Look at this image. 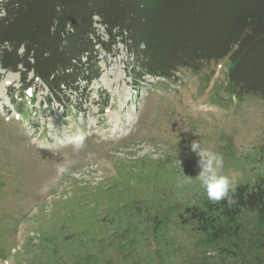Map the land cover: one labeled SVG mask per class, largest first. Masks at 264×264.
<instances>
[{"label":"rangeland","instance_id":"1","mask_svg":"<svg viewBox=\"0 0 264 264\" xmlns=\"http://www.w3.org/2000/svg\"><path fill=\"white\" fill-rule=\"evenodd\" d=\"M94 26L109 40L104 26ZM116 43L89 85L65 88L72 105L47 107L46 85L22 93L21 75L0 68V264H264V199L220 215L207 230L176 209L204 194L195 182L194 139L223 155L235 187L264 172V101L224 89L227 57L174 77H142L124 41ZM79 133L87 147L76 153L64 141ZM58 163L69 174L57 175ZM185 176L193 182L178 187ZM97 192L103 199L94 208ZM137 198L158 213L155 228L127 223L125 206ZM69 207L77 217L65 223ZM87 227L89 234L74 236Z\"/></svg>","mask_w":264,"mask_h":264},{"label":"trees","instance_id":"2","mask_svg":"<svg viewBox=\"0 0 264 264\" xmlns=\"http://www.w3.org/2000/svg\"><path fill=\"white\" fill-rule=\"evenodd\" d=\"M0 12L5 13L0 15V67L18 72L23 87L37 81L46 85L43 98L48 106L53 99L72 105L63 95L65 88L73 86L77 93L81 87L75 83L90 84L100 74L101 55L107 56L120 40L132 54L135 68L163 79L174 77L181 68L198 71L207 61L227 57L231 68L224 89L238 98L254 94L264 101V0H0ZM95 22L105 27L109 40L95 32ZM255 178L253 184L235 187V204L212 203L203 192L196 203L176 206L178 217L207 230L215 227L220 215L254 209L264 199V172ZM99 192L94 194V208L103 199ZM71 201L70 206L75 198ZM127 202V223L133 218L157 226L158 213L151 212L145 201ZM77 208H68L65 223L77 217L73 215ZM88 226L92 228L91 223ZM134 227L139 229V223ZM87 231L88 227L74 236ZM158 234L164 245L170 244L171 239ZM47 249V259L52 258L54 248Z\"/></svg>","mask_w":264,"mask_h":264},{"label":"clouds","instance_id":"3","mask_svg":"<svg viewBox=\"0 0 264 264\" xmlns=\"http://www.w3.org/2000/svg\"><path fill=\"white\" fill-rule=\"evenodd\" d=\"M4 14L0 12V15ZM69 29H71V25H69ZM86 139L85 133H79L67 137L64 142L71 146L73 152L78 153L87 147ZM189 148L198 157L196 164L199 171L195 176V182L203 188L207 199L212 203L224 201L229 206L235 204V185L228 175L223 174V155L203 147L202 142L195 139L191 141ZM69 172L70 168L67 164L58 163L56 165L57 175H65ZM191 182H193V179L185 176L184 180L177 186L180 187L183 183Z\"/></svg>","mask_w":264,"mask_h":264}]
</instances>
